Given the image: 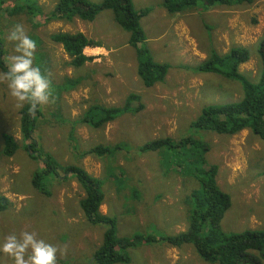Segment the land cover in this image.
Returning <instances> with one entry per match:
<instances>
[{
    "label": "rangeland",
    "instance_id": "obj_1",
    "mask_svg": "<svg viewBox=\"0 0 264 264\" xmlns=\"http://www.w3.org/2000/svg\"><path fill=\"white\" fill-rule=\"evenodd\" d=\"M55 1H2L0 41L4 64L13 47L6 35L14 24L22 23L37 42L34 63L53 74L57 99L55 104L38 109L32 133L38 151L30 154L24 145L31 140L21 139L20 109L15 108L7 86L0 83V197L9 200V205L0 210V243L11 232L34 231L49 243L69 245L66 257L58 254V264H93L92 254L101 242L103 228L91 225L82 215V189L73 174L61 177L67 165H80L103 179L104 200L99 209L117 219L118 237L181 232L190 218L187 198L200 186L191 177L193 166L183 167V163L182 171L174 168L179 152L140 149L145 141L165 136L176 140L187 136L210 145L206 158L217 164V184L231 199L220 222L223 231L264 226V145L248 129L226 135L190 125L203 106L240 100L241 84L216 73L187 68L202 62L212 48L223 54L238 45L249 51V59L239 65L238 71L256 80L261 66L256 49L264 35V0L197 7L180 13H168L161 6L162 0H132L135 9H149L140 20L146 36L144 46L156 61L169 65L165 79L151 87L142 84L134 50L128 44L129 32L115 22L110 9L98 13L93 21H46ZM26 3L40 7L34 21L26 15ZM78 31L100 46L84 48V53L95 60L73 67L62 46L49 36ZM67 78L81 81L65 90ZM131 92L139 95L143 105L140 111L119 115L97 129L78 124L70 133V125L87 107L121 106ZM139 101L132 105L137 106ZM3 134L11 135L17 144L11 156L2 152ZM116 143L121 147L104 158L80 156L81 151L95 145ZM46 155L58 164L57 175L41 179L48 195L31 182L33 174L45 167ZM128 254V264H212L205 262L191 244L173 247L164 241L141 242L128 249ZM0 264L12 261L0 252Z\"/></svg>",
    "mask_w": 264,
    "mask_h": 264
},
{
    "label": "trees",
    "instance_id": "obj_2",
    "mask_svg": "<svg viewBox=\"0 0 264 264\" xmlns=\"http://www.w3.org/2000/svg\"><path fill=\"white\" fill-rule=\"evenodd\" d=\"M2 1L0 0V10ZM252 2L253 0H162L161 6L168 13H180L197 7L243 5ZM24 9L32 21H34V16L40 13V7L37 5L26 3ZM104 9H110L115 22L129 32L128 44L134 50L136 72L142 84L145 87H151L162 82L167 75L169 65L166 62L156 61L144 46L146 36L140 25L141 18L149 12L148 8L135 9L132 0H101L99 3L91 0H56L53 11L48 14L46 21L72 20L73 18L93 21ZM49 38L52 42L62 46L70 57L69 63L73 67H81L86 61L92 59V56L84 53L85 47L100 46L98 42L82 32H56ZM257 43L256 51L261 66L256 80H250L238 71L239 65L249 59L248 49L238 45L230 47L223 54L212 48L202 62L192 68L187 67L197 72L216 73L234 79L242 87L240 100L203 106L190 122L191 126L226 135L248 129L264 145V35ZM2 46L3 43L0 41V69L7 71L2 60L4 56ZM80 81L78 78H67V86L64 89H73ZM134 101H139V95L131 92L121 106L102 107L93 104L87 107L80 118L72 122L70 133L74 132L78 124L97 129L115 120L119 115L140 111L143 105L139 101L137 106H133ZM19 113L21 139L27 142L31 140V143H25L24 147L30 154H33L38 151V145L32 137L38 110L35 118L28 113V105L20 109ZM120 147L118 143L98 144L81 151L80 156L92 154L104 158ZM15 149H17V144L14 138L9 134H3L2 152L4 155L11 156ZM140 149L179 152V162L172 167L182 171L183 163H186L183 167L193 166L191 177L199 182L200 186L187 198L191 203L187 226L173 235L134 234L130 237H118L116 235L117 219L101 213L99 209L104 200L103 179L92 176L80 165H67L63 168L64 176L61 177L66 179L69 174H73L82 189L84 196L79 200L82 215L91 225L97 224L103 228L101 242L92 254L93 264H128L130 262L128 249L135 248L141 242L157 241H164L165 244L173 247L191 244L205 262L212 264H262L264 262V226L239 232H225L220 228L221 219L230 207L231 199L230 195L217 184V164L209 163L206 158L210 149L209 144H199L187 136L179 140L165 136L145 141L140 145ZM44 161L45 167L33 174L31 182L35 188L48 195L49 192L44 190L45 183L41 179L48 174L57 175L58 164L49 155H46ZM262 173L264 174V170ZM7 204L9 205V200L0 197V210L4 209Z\"/></svg>",
    "mask_w": 264,
    "mask_h": 264
},
{
    "label": "clouds",
    "instance_id": "obj_3",
    "mask_svg": "<svg viewBox=\"0 0 264 264\" xmlns=\"http://www.w3.org/2000/svg\"><path fill=\"white\" fill-rule=\"evenodd\" d=\"M12 53L5 59L7 71H0V83L5 84L16 109L28 105V113L35 118L38 108L55 104L56 95L50 70H42L34 63L37 42L28 35L24 25L17 22L6 35ZM0 252L12 264H58V254L66 257L69 245H54L39 238L34 231L22 230L6 234Z\"/></svg>",
    "mask_w": 264,
    "mask_h": 264
},
{
    "label": "crops",
    "instance_id": "obj_4",
    "mask_svg": "<svg viewBox=\"0 0 264 264\" xmlns=\"http://www.w3.org/2000/svg\"><path fill=\"white\" fill-rule=\"evenodd\" d=\"M66 21H70V20H66ZM78 32H82V31H78ZM82 33L84 34V32H82ZM87 47H88V46H87ZM85 48H86V47H85ZM92 59H93V56H92ZM93 60H95V58H94ZM86 62H87V61H86ZM86 62H85V63H86ZM98 178H99V177H98ZM82 192H83V191H82ZM83 196H84V193H83ZM83 196H82V197H83ZM82 197H81V198H82ZM101 213H102V212H101ZM186 226H187V219H186ZM182 230H184V229H182Z\"/></svg>",
    "mask_w": 264,
    "mask_h": 264
}]
</instances>
